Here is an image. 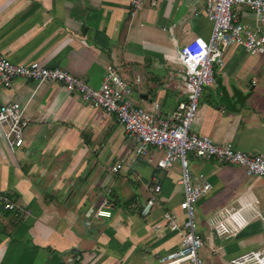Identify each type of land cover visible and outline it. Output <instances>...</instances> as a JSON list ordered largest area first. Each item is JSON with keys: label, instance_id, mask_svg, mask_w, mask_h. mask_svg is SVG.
<instances>
[{"label": "crops", "instance_id": "obj_1", "mask_svg": "<svg viewBox=\"0 0 264 264\" xmlns=\"http://www.w3.org/2000/svg\"><path fill=\"white\" fill-rule=\"evenodd\" d=\"M131 1L0 0V52L17 65L63 69L95 89L114 66L138 107L152 111L158 104L161 116H172L188 99L180 47L213 30L206 0H147L135 17ZM234 10L257 29L247 7ZM223 59L216 84L200 99L192 132L264 156V55L229 46ZM13 103L24 108L29 125L20 148L11 149L0 132V197L16 206L6 210L0 199V264H159L182 246L187 217L180 207L179 162L159 168L163 153L155 148L137 156L114 114L63 84L0 83V106ZM190 157L192 175L203 174L212 185L196 204L204 264H231L262 250L264 176ZM156 185L161 192L144 216L140 210ZM239 212L247 223L237 232L218 236L210 227ZM166 213L177 217L176 229Z\"/></svg>", "mask_w": 264, "mask_h": 264}, {"label": "built area", "instance_id": "obj_2", "mask_svg": "<svg viewBox=\"0 0 264 264\" xmlns=\"http://www.w3.org/2000/svg\"><path fill=\"white\" fill-rule=\"evenodd\" d=\"M147 0H132L130 15L135 17ZM235 6L247 7L256 17L258 27L253 29L244 24L235 13ZM205 11L213 23L209 38L195 37L180 47V75L184 78L187 90V101L178 106L176 112L169 117L159 113L156 104L152 111L138 107L133 101V89L118 73L114 66L107 68L101 86L91 87L86 80L78 78L60 68H47L38 62L28 65L12 63L0 52V83L10 87L15 79L22 78L38 83L46 81L63 84L66 89L79 94L83 100L107 113L114 114L124 128L128 139L135 144L137 156H146L151 148L163 153L158 167L169 169L176 162L182 170L181 184L185 195L180 207L186 214L185 234L182 246L159 258V264H204L199 257V250L204 240L198 231L196 220V204L207 194L212 185L203 174L192 175L188 155L205 160H217L225 165L240 166L251 177L264 176V156H250L236 150L231 143L218 144L208 136H200L192 132L200 99L204 87L216 84V69L223 66V51L229 46H242L251 55H264V0H206ZM139 82V79L137 80ZM24 108L19 103L0 106V132L8 140L11 149L20 148L24 144V131L29 120L23 117ZM122 164H117L114 172L120 171ZM161 186L151 189L152 196L142 208V215L149 214ZM6 210H14L12 204L3 197ZM99 217H105L100 211ZM164 219L172 229L177 228V217L166 213ZM247 223L246 215L241 212L210 224L218 236L233 234ZM231 264H264V248L249 251L232 259Z\"/></svg>", "mask_w": 264, "mask_h": 264}, {"label": "rangeland", "instance_id": "obj_3", "mask_svg": "<svg viewBox=\"0 0 264 264\" xmlns=\"http://www.w3.org/2000/svg\"><path fill=\"white\" fill-rule=\"evenodd\" d=\"M207 88H210V87H204L203 88V92H202V96H204V93H205V90L207 89ZM134 95V94H133ZM136 97V96H135ZM133 101H134V96H133ZM134 103H135V101H134ZM135 105H136V103H135ZM137 106V105H136ZM192 154H189L187 157H188V160H189V163L191 164V162H190V159H191V156ZM107 175H108V173H106ZM112 187V186H111ZM110 187V188H111Z\"/></svg>", "mask_w": 264, "mask_h": 264}, {"label": "trees", "instance_id": "obj_4", "mask_svg": "<svg viewBox=\"0 0 264 264\" xmlns=\"http://www.w3.org/2000/svg\"><path fill=\"white\" fill-rule=\"evenodd\" d=\"M140 212H141V210H140Z\"/></svg>", "mask_w": 264, "mask_h": 264}]
</instances>
